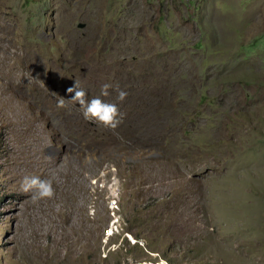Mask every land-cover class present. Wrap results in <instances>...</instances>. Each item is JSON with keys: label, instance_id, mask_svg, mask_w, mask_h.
<instances>
[{"label": "rangeland", "instance_id": "374dc122", "mask_svg": "<svg viewBox=\"0 0 264 264\" xmlns=\"http://www.w3.org/2000/svg\"><path fill=\"white\" fill-rule=\"evenodd\" d=\"M0 264H264V0H0Z\"/></svg>", "mask_w": 264, "mask_h": 264}, {"label": "clouds", "instance_id": "9594fccd", "mask_svg": "<svg viewBox=\"0 0 264 264\" xmlns=\"http://www.w3.org/2000/svg\"><path fill=\"white\" fill-rule=\"evenodd\" d=\"M111 84H104L101 88L100 95L88 98L87 93L80 85L74 82L65 91L67 99L61 97L58 100L57 107L63 108L66 104L77 107L85 121L101 126L105 129L115 130L123 121V113L120 112L117 103L106 102L101 97L109 95ZM117 91V101L123 102L127 97V92L119 90V86H115ZM20 190L23 193L30 194L33 203L51 199L54 196V188L50 180H42L37 176H24L20 181Z\"/></svg>", "mask_w": 264, "mask_h": 264}, {"label": "water", "instance_id": "95a60500", "mask_svg": "<svg viewBox=\"0 0 264 264\" xmlns=\"http://www.w3.org/2000/svg\"><path fill=\"white\" fill-rule=\"evenodd\" d=\"M80 26V25H79Z\"/></svg>", "mask_w": 264, "mask_h": 264}]
</instances>
